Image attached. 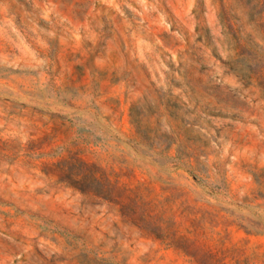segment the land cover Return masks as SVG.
<instances>
[{"label":"rangeland","instance_id":"374dc122","mask_svg":"<svg viewBox=\"0 0 264 264\" xmlns=\"http://www.w3.org/2000/svg\"><path fill=\"white\" fill-rule=\"evenodd\" d=\"M0 264H264V0H0Z\"/></svg>","mask_w":264,"mask_h":264},{"label":"clouds","instance_id":"9594fccd","mask_svg":"<svg viewBox=\"0 0 264 264\" xmlns=\"http://www.w3.org/2000/svg\"><path fill=\"white\" fill-rule=\"evenodd\" d=\"M151 106H149V105H146V106H144V107H141V106H137V116H138V118H144V117H146L147 115H149L150 114V112H147L145 109L146 108H150Z\"/></svg>","mask_w":264,"mask_h":264}]
</instances>
